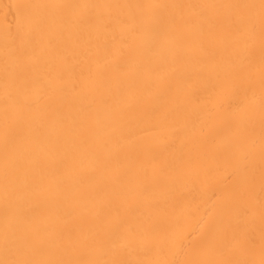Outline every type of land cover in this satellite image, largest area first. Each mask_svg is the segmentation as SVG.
<instances>
[{
	"label": "bare ground",
	"instance_id": "6f19581e",
	"mask_svg": "<svg viewBox=\"0 0 264 264\" xmlns=\"http://www.w3.org/2000/svg\"><path fill=\"white\" fill-rule=\"evenodd\" d=\"M0 264H264V0H0Z\"/></svg>",
	"mask_w": 264,
	"mask_h": 264
}]
</instances>
